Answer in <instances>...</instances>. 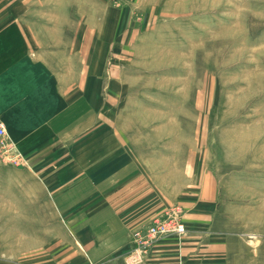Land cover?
I'll list each match as a JSON object with an SVG mask.
<instances>
[{
  "label": "rangeland",
  "instance_id": "obj_1",
  "mask_svg": "<svg viewBox=\"0 0 264 264\" xmlns=\"http://www.w3.org/2000/svg\"><path fill=\"white\" fill-rule=\"evenodd\" d=\"M18 18L54 54L73 25L104 33L107 126L171 186L184 172L186 196L200 175L215 204L201 229L223 237L228 264H264V0H0V27ZM53 220L27 211V236Z\"/></svg>",
  "mask_w": 264,
  "mask_h": 264
},
{
  "label": "crops",
  "instance_id": "obj_2",
  "mask_svg": "<svg viewBox=\"0 0 264 264\" xmlns=\"http://www.w3.org/2000/svg\"><path fill=\"white\" fill-rule=\"evenodd\" d=\"M19 20L0 27V121L27 164L0 162V264H228L223 237L201 229L215 204L200 175L186 196L184 172L171 186L107 126L116 78L104 33L73 25L67 54H54ZM171 189L187 233L135 253L133 231L175 211ZM43 209L55 230L28 237L27 211Z\"/></svg>",
  "mask_w": 264,
  "mask_h": 264
},
{
  "label": "built area",
  "instance_id": "obj_3",
  "mask_svg": "<svg viewBox=\"0 0 264 264\" xmlns=\"http://www.w3.org/2000/svg\"><path fill=\"white\" fill-rule=\"evenodd\" d=\"M0 158L5 164L22 166L27 164L26 158L17 148L15 142L8 136L4 124L0 121ZM185 225L177 214L157 217L145 226L133 231L135 253H146L153 242L160 236L175 234L181 236L185 233ZM134 253V254H135Z\"/></svg>",
  "mask_w": 264,
  "mask_h": 264
}]
</instances>
